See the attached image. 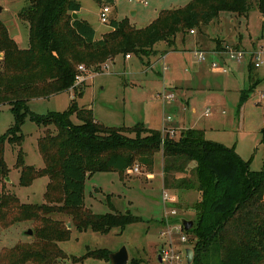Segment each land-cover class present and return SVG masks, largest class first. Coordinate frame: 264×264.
<instances>
[{
	"label": "trees",
	"instance_id": "1",
	"mask_svg": "<svg viewBox=\"0 0 264 264\" xmlns=\"http://www.w3.org/2000/svg\"><path fill=\"white\" fill-rule=\"evenodd\" d=\"M24 2L17 16L28 25L26 48L18 47L0 20V105L9 104L14 118L0 136V185L8 177L5 143L19 147L15 166L20 169V186H29L44 176L49 181L44 192L46 202L41 204L22 203L15 195L0 191V226L34 223L32 242L2 248L0 264H52L66 258L58 242L69 238L70 228L49 217L52 213L69 215L78 231L109 233L113 227L143 221L130 212L93 213L84 205V182L93 173L106 171L118 172L122 179L136 164L152 173L159 152L164 157V189H196L201 195L195 203V224L187 231L196 236L192 264H211L214 258L218 264H264V169L252 171L249 162L233 148L207 139L203 129H186L174 138L143 123L107 126L94 118L91 108L78 105L85 85L74 84L80 64L100 71L102 63L119 55L150 57L156 53V43L163 41L174 48L178 34L201 28L222 12L248 17L256 5L264 13V0H191L184 6L161 10L145 27L133 25L129 18L113 19L112 30L101 39H96L90 23L73 18L81 7L78 0ZM252 67L251 62L250 70ZM256 86L251 84L241 91V105ZM69 89L73 98L61 112L37 114L28 106L30 99ZM26 116L45 127L37 139L44 164L39 169L24 164L21 126ZM72 116L78 122H73ZM192 162L191 176L177 178V173H187ZM110 253L107 249L87 250L71 259L110 261Z\"/></svg>",
	"mask_w": 264,
	"mask_h": 264
},
{
	"label": "rangeland",
	"instance_id": "2",
	"mask_svg": "<svg viewBox=\"0 0 264 264\" xmlns=\"http://www.w3.org/2000/svg\"><path fill=\"white\" fill-rule=\"evenodd\" d=\"M190 1L115 0L114 3L109 4L112 7L110 21L103 23L100 19V11L105 3L81 0V17L83 16L97 29V37H100L102 32L110 30V22L113 19L129 18L133 25L145 27L158 17L161 10L184 6ZM24 5V0H0V20L11 38L14 41L16 39L20 46L25 42L27 47L28 25L17 16ZM228 14L231 13L222 12L209 24L196 28L195 33L178 34L174 48L183 50L185 53L182 55H174L172 52L174 48H169L166 42L160 41L154 46L156 53L150 57L140 58L131 53L130 59H127V56L119 55L102 63L100 71L89 69L85 73L88 78L84 83L86 85L84 93L77 98L78 105L90 107L94 117L107 126L129 127L143 123L146 127L160 129L163 134L167 133L174 138H179L183 130L202 128L205 130L207 139L233 148L249 162L252 171L264 169V98H262L264 65L258 69L263 77L262 80L256 83L255 90L242 105L239 91L223 94L214 90L210 92V97L192 93V97L185 102L183 98L185 89L181 87V84L171 80L172 76L179 77L176 73L179 72V75L184 73V69L188 71L185 73V78L190 77L198 67L205 77H212L216 85V78L222 76L229 80L238 72L247 70L248 61L252 62V57L259 52H263L264 61V13L254 5L248 17ZM222 40H225L224 42L233 49L246 52L245 58L241 61L231 59L226 53L216 55L215 61L226 68L225 73L212 69L214 58L211 55L206 61H198L194 54L197 48L205 52L211 51L217 45H222L224 43ZM223 48L225 46L219 51L223 52ZM166 52L168 57L165 64L160 62L155 68L153 63L157 57ZM0 58H2L1 53ZM114 60L116 63H111ZM163 65L169 68L165 72L162 70ZM158 69L165 74L158 75L156 73ZM253 69L257 71L256 68L252 67ZM92 74L96 75L90 77ZM207 79L210 81V78ZM200 84L205 85L204 81ZM163 93H170L173 98L165 99ZM72 98L73 91L67 90L47 98L30 99L28 106L37 114L61 112L68 107ZM207 109L211 111V114L205 117L204 113ZM71 119L73 122H78L75 116ZM13 121L10 105L1 104L0 136L13 124ZM49 128L55 131L54 126ZM44 130L45 127L32 122L29 116L25 117L21 126L24 136L21 149L24 152L25 165L30 164L36 169L44 166L37 148L38 136H42ZM18 148L5 143L4 159L8 168L9 181L5 180L0 185V191L15 195L22 203H44L46 202L43 193L46 189V177L36 178L26 187L18 184L20 169L15 166ZM194 166L195 163L192 162L187 173H177V178L191 176L190 172ZM163 174L164 157L163 153L159 152L155 155L152 173H148L143 166L141 173L127 172L122 179L120 174L114 171L97 172L88 176L84 182L85 207L98 214L114 212V209L119 213L130 212L132 215L141 217L143 221L130 223L124 228L113 227L109 233L91 229L78 231L71 223L69 215L52 213L49 215L52 219L63 223L69 222L72 226L69 238L58 242L59 247L66 253V258L58 259L52 264H111L105 259L93 257H88L81 262H72L71 256L80 257L87 250L96 249L115 252L123 246L129 254L128 264H162L158 255L170 240L181 249H193L196 236L192 232H187L189 241L186 243H182L180 235L175 232L169 238L166 214L172 209L176 210L177 216L169 217L171 221L179 223L178 218L184 217L193 220L195 224V203L201 197L200 192L196 189H170L168 190L170 202L165 204ZM33 226L34 223L31 221L17 222L8 227L0 226V250L18 243L32 242ZM29 229L32 231L31 234L26 233ZM163 233L166 235H162ZM211 264H218V259L214 258Z\"/></svg>",
	"mask_w": 264,
	"mask_h": 264
},
{
	"label": "crops",
	"instance_id": "3",
	"mask_svg": "<svg viewBox=\"0 0 264 264\" xmlns=\"http://www.w3.org/2000/svg\"><path fill=\"white\" fill-rule=\"evenodd\" d=\"M80 2V10L76 13L77 14V17L80 18V19H83V20H86L83 16L81 17V10H82V2L81 0H78ZM136 13H134L135 15ZM231 14H236V13H231ZM231 14H228V15H231ZM238 15V14H237ZM131 21V20H130ZM88 22V21H87ZM89 23V22H88ZM132 23V22H131ZM91 25V24H90ZM92 26V25H91ZM94 31H96V39H101L103 37L104 34H106L107 32L111 31L112 30V27L110 28V30H107L105 32H102L101 33V36L100 37H97V29L94 28V26H92ZM16 41V39H15ZM223 42L225 40H222ZM17 43V41H16ZM25 43V42H24ZM23 43V45H19V43H17V45L20 47V48H26L25 44ZM228 43L224 42L222 43L221 45V48H218V46H216L215 49L211 50V51H206L208 56L211 55L213 58L216 56V55H219V54H224V52H221L219 50H222V47H224L225 45H227ZM176 49V50H175ZM198 49V48H197ZM197 49L195 51H197ZM215 50H217L218 52H216ZM194 51V52H195ZM173 54L174 55H182V53H185L183 52V50H180V48L176 47L174 48V50H172ZM195 54V53H194ZM168 57V53H163V55L161 54L160 56L157 57V60L153 63V65L155 66V68H157V65L158 63L160 62H163V64H165V60L167 59ZM127 59H130V58H127ZM213 61H215V58L213 59ZM113 64L116 63V60H114L113 62H111ZM251 63V61L249 60L248 63H247V70H244L242 73L238 72L237 75L233 76V78L231 79H227V78H223L221 76V78H216V81H217V84L215 85V83L213 82L212 80V77H205V74H203L202 71H200L198 69V67L196 68V71L190 75V77H186L185 78V73H187L188 71L184 69V73H180L179 75V72L176 73V75H178L179 77L176 76V78H174L173 76L171 77V80L174 82V83H178V84H181V87H183L185 89V96L183 97L185 102H188L187 100L192 97V93L193 94H202L204 96L208 95V97H210V92L211 91H214V90H218L219 92H222L223 94H228V93H233V92H237L239 91L240 92V95H241V91L242 90H245L247 88H249V85L251 83H259L261 80H262V75L258 72V69L261 68L264 63L260 66V67H254L257 69V71L255 72L253 70H250L249 68V64ZM154 68V69H155ZM165 68V69H164ZM169 68L165 65H163V68L162 70L165 72L166 70H168ZM162 70L158 69L156 70V73L158 75H164L165 73L162 72ZM207 78H210V81L207 79ZM89 80V79H88ZM252 80H254L252 82ZM201 81H204L205 85H201L200 82ZM186 84V85H185ZM85 85V84H84ZM248 85V87H246ZM85 88H86V85H85ZM84 88V90H85ZM71 90V89H69ZM73 91V90H72ZM65 92V91H64ZM63 93V92H62ZM84 93V92H83ZM61 94V93H60ZM90 108V107H88ZM204 116L205 117H208L205 115L204 113ZM210 116V115H209ZM96 118V117H94ZM97 120V119H96ZM98 121V120H97ZM192 127L194 125H191ZM202 129V128H201ZM204 130V129H203ZM205 131V130H204ZM40 136V135H39ZM38 136V137H39ZM27 165H30V164H27ZM127 173V172H126ZM45 177V176H44ZM87 178V177H86ZM48 183V178L46 177V183H45V188H46V185ZM45 191V190H44ZM168 191V190H167ZM44 193V192H43ZM201 196V195H200ZM200 200V198H199ZM171 203H173V201H171ZM114 209V207H113ZM114 212H115V209H114ZM66 224H69V222H67ZM71 228L72 226L70 225V231H71ZM159 258V257H158ZM130 260V259H129Z\"/></svg>",
	"mask_w": 264,
	"mask_h": 264
},
{
	"label": "built area",
	"instance_id": "4",
	"mask_svg": "<svg viewBox=\"0 0 264 264\" xmlns=\"http://www.w3.org/2000/svg\"><path fill=\"white\" fill-rule=\"evenodd\" d=\"M111 11H112V7L109 4H105L104 6H102V9L100 11L101 22L108 23L110 21ZM191 32L195 33L194 30H192ZM223 52L228 54L231 59L236 61H241L246 56V52H244L243 50H235L229 45H225ZM130 57H131L130 55H127V58ZM195 57L198 59V61H206L208 58V54L203 50H197L195 52ZM262 57H263V52H259L257 55L252 57V63L255 65V67H260L264 63ZM212 69L218 72H224V73L226 72V68L221 67L217 61H212ZM87 71H89V69L86 68L84 65L80 64L77 66V74L75 76V81H74L75 85L85 83L86 78H88V76L85 75ZM96 74H92L90 77ZM163 97L165 99L171 100L173 98V95L170 93L169 94L163 93ZM262 98H264V92L262 93ZM210 114L211 111L207 109L205 111V115L209 116ZM142 168L143 167L141 165L136 164L133 167L129 168L127 172L133 171L134 173H141ZM163 201L165 204H167V202L168 203L170 202V195L167 190L163 191ZM176 216H177V212L176 210L173 209L166 214V219H167L166 225L168 227L167 234L170 238L173 232L178 233L180 235V241L182 243H186L189 241V236L187 235V231L184 229L183 225L181 223H175L171 221L169 218V217L175 218ZM162 235H166V233H163ZM158 257L162 264H189L187 261L186 249H181L179 245L174 244L171 240L167 243L165 247L161 249Z\"/></svg>",
	"mask_w": 264,
	"mask_h": 264
},
{
	"label": "water",
	"instance_id": "5",
	"mask_svg": "<svg viewBox=\"0 0 264 264\" xmlns=\"http://www.w3.org/2000/svg\"><path fill=\"white\" fill-rule=\"evenodd\" d=\"M0 10H1V6H0ZM72 16L74 19L77 18L76 13H73ZM6 180L9 181L8 178ZM178 222L183 225V227L186 231H189L190 229H192V227L194 225L193 220H190V219H187L184 217H179ZM67 227L70 228V225L67 224ZM26 233L31 234L32 231L29 229V230H27ZM186 254H187V261L189 264H191L193 262V259H194V250L192 248H187ZM109 257H110L111 264H128V262H129V254H128L125 246L120 248L118 251L111 252Z\"/></svg>",
	"mask_w": 264,
	"mask_h": 264
}]
</instances>
